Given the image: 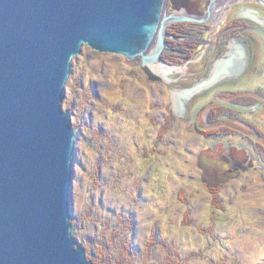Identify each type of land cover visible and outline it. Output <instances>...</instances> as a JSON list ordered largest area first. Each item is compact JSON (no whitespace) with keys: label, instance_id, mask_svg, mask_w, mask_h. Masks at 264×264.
I'll return each mask as SVG.
<instances>
[{"label":"rangeland","instance_id":"1","mask_svg":"<svg viewBox=\"0 0 264 264\" xmlns=\"http://www.w3.org/2000/svg\"><path fill=\"white\" fill-rule=\"evenodd\" d=\"M139 67L89 46L72 60L63 108L76 133L78 245L99 264H264V164L227 183L206 173L203 136L192 146L190 124L168 125L166 88L140 81Z\"/></svg>","mask_w":264,"mask_h":264},{"label":"water","instance_id":"2","mask_svg":"<svg viewBox=\"0 0 264 264\" xmlns=\"http://www.w3.org/2000/svg\"><path fill=\"white\" fill-rule=\"evenodd\" d=\"M186 20L167 0H0V264H94L73 235L72 60L89 46L141 57L161 77L166 29ZM241 58L235 47L177 101L237 73Z\"/></svg>","mask_w":264,"mask_h":264},{"label":"flooded vegetation","instance_id":"3","mask_svg":"<svg viewBox=\"0 0 264 264\" xmlns=\"http://www.w3.org/2000/svg\"><path fill=\"white\" fill-rule=\"evenodd\" d=\"M167 13L196 20L168 25L160 58L163 76L154 74L141 57L127 58L140 60L141 68L133 72L134 76L140 81L147 77L166 88L170 100L167 123L179 120L190 124L193 135L188 141L192 146H197L199 134L203 136L196 155L201 160L204 157L206 173L220 172L227 183L242 169H262L264 136L258 124L264 125V0H167ZM235 47L242 52L237 73L194 95L184 105L177 101L178 91L208 78ZM205 110L210 113L204 119L201 115ZM158 124L161 137L165 125ZM235 124L250 128V132ZM203 183L207 184L205 180Z\"/></svg>","mask_w":264,"mask_h":264},{"label":"trees","instance_id":"4","mask_svg":"<svg viewBox=\"0 0 264 264\" xmlns=\"http://www.w3.org/2000/svg\"><path fill=\"white\" fill-rule=\"evenodd\" d=\"M72 223H73V227H74V225H75L74 221H73ZM73 230H74V228H73ZM88 258L91 259V260H93V262H94L95 264H99V261H100V262L103 261L102 259L97 260V258H99V257H97V258L95 259V258H94L93 256H91V255H90V257L88 256Z\"/></svg>","mask_w":264,"mask_h":264}]
</instances>
